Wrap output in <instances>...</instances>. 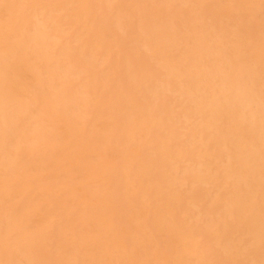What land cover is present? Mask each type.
I'll return each mask as SVG.
<instances>
[{
	"label": "bare ground",
	"instance_id": "obj_1",
	"mask_svg": "<svg viewBox=\"0 0 264 264\" xmlns=\"http://www.w3.org/2000/svg\"><path fill=\"white\" fill-rule=\"evenodd\" d=\"M0 264H264V0H0Z\"/></svg>",
	"mask_w": 264,
	"mask_h": 264
}]
</instances>
